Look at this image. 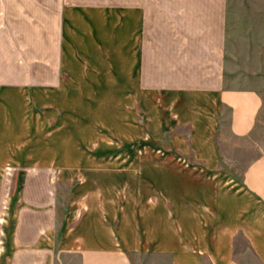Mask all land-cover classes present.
Listing matches in <instances>:
<instances>
[{
  "label": "crops",
  "instance_id": "crops-1",
  "mask_svg": "<svg viewBox=\"0 0 264 264\" xmlns=\"http://www.w3.org/2000/svg\"><path fill=\"white\" fill-rule=\"evenodd\" d=\"M41 8L58 24L54 56L40 61L36 48L21 61L8 23L38 29ZM232 8L231 0H0V70L13 72L0 77V187L5 168L13 183L0 264H264V155L238 174L219 142L225 126L249 137L262 106L256 91L225 84ZM74 103L93 123L83 134L121 142L79 144L102 155L65 158L58 136L71 150L62 121Z\"/></svg>",
  "mask_w": 264,
  "mask_h": 264
},
{
  "label": "rangeland",
  "instance_id": "rangeland-1",
  "mask_svg": "<svg viewBox=\"0 0 264 264\" xmlns=\"http://www.w3.org/2000/svg\"><path fill=\"white\" fill-rule=\"evenodd\" d=\"M231 1L233 4L231 16L232 21L227 24V39L225 42V84L226 87L232 89L256 91L259 93L262 103L257 123L249 137L237 138L229 132L226 126L223 128L221 135L219 136L223 158L227 160V168L241 174L246 164H249L257 157L264 155V0ZM240 2L251 6L240 7ZM47 9L48 8L40 9L39 15L41 21L39 24H34L37 28L39 26L38 29L35 27L33 28L32 24L25 23L23 21L8 23L10 34L15 33L13 30L18 31L13 40L8 38V45L9 42H15L18 47L17 50L19 49L25 54L24 60L20 55H18L19 58H21V61L31 62V50L34 49L35 51L36 48L39 50L40 61L42 59H44V61H47V59L48 61H51V58H53V50H55L57 41L55 35L58 24L53 21V15L44 13ZM242 18L248 19V21H242ZM158 26L159 24H153V31L156 33L159 30ZM31 32H34V38H31ZM3 42L4 39L0 37L1 51H3ZM9 51H11L10 48H8V52ZM9 58L11 59L13 57L9 56ZM2 60H4V58ZM36 73L41 75V77H44L47 74L46 71H39ZM10 75H13V72L0 70V77H10ZM73 109L76 110V112L73 113V111H71V117L65 118L64 116L62 121L65 124L62 129L63 132L65 131V128H72L73 134L70 136V145L72 149H65L66 147L63 145L64 139L67 138L66 136L62 135V133L58 136L61 146L63 147L62 154H64L65 158L79 159L81 157L90 158L95 155L97 157L102 155L99 154V152L95 153V151L90 152L88 150H75L79 144L87 142L97 144L98 142H101L102 149L104 150L106 146H111V144L114 143L119 144L121 142L120 140H115L111 137L109 138L107 134H83L92 128V120H88L87 122L86 119L78 117V112L84 109L80 106V104L74 103ZM117 122L118 119H116L114 124H112L110 120L108 121L109 130L113 128L114 133L117 129H122L120 121V124ZM119 138H124V136L120 135ZM135 139V142L140 144L145 143L146 141L142 135L136 136ZM125 141L128 142L127 139H125ZM147 142L153 143L154 141L147 140ZM142 145L139 146L140 150H137L136 154L138 157L143 158L145 157V153L148 154V152L143 150ZM102 149L100 151L101 153L103 152ZM151 153L154 154L153 151ZM157 153L159 154V152ZM172 157L177 156L174 155ZM5 170L7 175H9L8 168H5ZM6 176L4 177L0 187V216L5 210L6 200L8 199L10 193L13 192V183L8 180Z\"/></svg>",
  "mask_w": 264,
  "mask_h": 264
}]
</instances>
